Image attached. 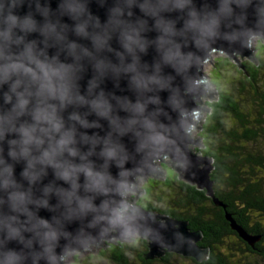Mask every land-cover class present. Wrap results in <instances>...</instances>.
<instances>
[{"label": "water", "instance_id": "95a60500", "mask_svg": "<svg viewBox=\"0 0 264 264\" xmlns=\"http://www.w3.org/2000/svg\"><path fill=\"white\" fill-rule=\"evenodd\" d=\"M63 2L23 0L14 6V0H0L5 11L11 9L20 18L31 14L35 21L34 31L13 29L9 44L12 52L18 54L35 42L37 53L45 51L49 58L58 56L61 63L78 68L74 94L78 92L87 101L101 94L106 99L107 116L97 115L89 104H70L59 113L66 128H75L76 143L72 146L78 151L75 157L65 153L60 159L73 165L90 164L103 180L100 187L86 186L84 173L77 172V186L73 188L71 181L56 176L53 167L36 164L35 171L43 172L30 181L22 175L27 160L9 156L8 140L18 137L7 135L2 143L0 170L11 166L16 187L5 189L0 183V253L16 252L21 257L18 264H66L68 255L96 253L108 242H132L129 238L139 237L148 245L145 260L172 253L197 263L205 261L209 249L197 245L201 232L191 231L186 221L132 203L143 194L138 186L146 177L164 180L160 169L167 164L179 180L205 191L216 206H222L209 180L212 159L192 151V147L203 149L201 139L194 137L200 113L209 111L201 106V99L213 98L202 68L217 52L240 69L237 57L254 60L252 39L264 41V0H73L81 6L75 18L62 12ZM81 24L87 35L76 33ZM48 28L54 32L45 35ZM124 32L138 33L144 50L134 45L132 52L127 51L121 41ZM19 37L23 40L17 44ZM93 37L106 43L97 49ZM71 44L77 45L75 55ZM101 62L103 67L97 69ZM132 66L135 71L128 70ZM133 75L147 86L134 85ZM149 77L156 80L148 81ZM8 87L4 84L0 88V105L5 109L12 107L3 100L2 93ZM73 113L89 126L69 120ZM26 120L31 122L30 117L22 116L17 123ZM105 141L110 143L106 145ZM106 146L116 149L114 157L102 155ZM33 155L39 153L33 150ZM14 191L27 194L25 210H12L8 197ZM82 202L92 207L82 210ZM121 204L128 206L124 223H111L112 210ZM226 219L248 245L257 241L228 215ZM40 220L48 221L49 228H44ZM6 224L17 228L19 236L10 239ZM49 231L54 238L45 240L44 234ZM45 248L50 251L45 253Z\"/></svg>", "mask_w": 264, "mask_h": 264}, {"label": "trees", "instance_id": "16d2710c", "mask_svg": "<svg viewBox=\"0 0 264 264\" xmlns=\"http://www.w3.org/2000/svg\"><path fill=\"white\" fill-rule=\"evenodd\" d=\"M219 60L222 62L218 63ZM231 61L227 57L216 60L220 69H215L211 74L209 84L214 86L217 97L204 103L209 112L200 127L197 123L199 136L203 140V149L197 152L212 159L213 169L209 180L214 197L222 206H216L205 191L179 180L173 168L172 184L167 177L161 182L166 188L173 185L178 189V198L172 210H159L141 198L137 202L149 211L186 221L191 231L202 233L197 245L209 251L207 259L201 263L188 258L195 264H232L221 248L233 238L243 245L242 253L247 252L264 260V48L254 55L253 61L242 62L240 70H235L229 63ZM225 66H232L230 74L242 75L241 88L222 80V68ZM216 76L220 77L215 84L212 78ZM145 186L146 183L143 188ZM144 192L148 194L149 189L144 188ZM226 215L257 241L250 246L241 240L230 228ZM140 242L138 244L144 248L138 255L141 264L167 262L173 255L167 253L161 259L145 260L143 256L148 252V245L146 241ZM105 246L103 251L98 252V258L100 255L101 258L108 257L120 264H127L129 258L126 253L133 250L129 244L118 241L106 243ZM89 261L94 262V257L89 256ZM80 263L76 260L73 264Z\"/></svg>", "mask_w": 264, "mask_h": 264}, {"label": "clouds", "instance_id": "9594fccd", "mask_svg": "<svg viewBox=\"0 0 264 264\" xmlns=\"http://www.w3.org/2000/svg\"><path fill=\"white\" fill-rule=\"evenodd\" d=\"M21 3L23 0H14V6ZM37 7L39 8V5ZM80 7L73 0H64L61 4L62 12L67 11L73 18H75L76 10ZM15 28H19L25 33L34 31L35 21L31 14L20 18L13 14L11 9L5 11L3 4H0V88L4 84H8V91L3 92L2 95L4 104H12L10 109H5L3 105H0V163H3L2 143L7 135L14 134L18 139L8 140L9 156L13 159L23 157L27 160V169L22 175L30 181H35L42 174L43 169L39 172L35 171V165L40 164L53 167L56 176L65 181H71L73 188L77 186L74 179L77 172L84 173L86 186L95 184L100 187L103 176L93 172L90 164L73 165L60 159L65 153L75 157L78 155V151L72 146L76 143L75 128H66L65 121L59 113L70 104H89L97 115L107 116L109 105L106 99L101 94L97 98L87 101L78 92L74 94L73 89L77 87L75 73L78 68L72 64L61 63L58 56L49 58L45 51L37 53L35 42L28 43L24 50L18 54L12 52L9 44L12 41V32ZM53 32L54 29L48 28L44 34L50 35ZM76 33L87 35L83 24L76 27ZM22 40L23 37H19L15 43L19 44ZM121 41L122 46L129 52L133 51L134 45L138 46L141 51L144 50V44L138 33L124 32ZM105 43L106 41L102 38L93 37V44L97 49L102 48ZM69 48L75 55L77 45L71 44ZM102 67V62L96 65L97 69ZM128 70L135 71V68L132 66ZM155 80V77L148 78V81ZM131 82L138 87L147 86V82L138 80L135 75L132 76ZM94 83L93 81V86ZM13 97H15L14 104L12 103ZM22 116L30 117L31 122L26 120L17 123ZM69 120L78 121L85 127L89 126L76 113L71 114ZM84 138L87 139V137ZM109 143V141H105L106 145ZM33 150L39 155H33ZM102 155L112 158L116 155V149L106 146ZM81 158L83 159V157ZM12 171L11 166L0 170V183L5 189L16 187L15 181L12 179ZM8 199L13 211L25 210L24 205L29 202L27 194L18 191L12 192ZM91 207L90 203H81L82 210ZM127 211L128 206L125 204L114 208L110 222L124 223ZM39 223L44 228H49L48 221L40 220ZM5 227L10 239L19 236L17 228L10 224H6ZM52 238H54V233L51 231L44 234L45 240ZM49 251L50 249L45 248V253ZM0 256L3 257V264H18L21 259L20 255L14 251L0 253ZM50 258L54 259V257Z\"/></svg>", "mask_w": 264, "mask_h": 264}, {"label": "rangeland", "instance_id": "374dc122", "mask_svg": "<svg viewBox=\"0 0 264 264\" xmlns=\"http://www.w3.org/2000/svg\"><path fill=\"white\" fill-rule=\"evenodd\" d=\"M261 46H264V41L263 39L259 38V37H255L254 39H252L251 41V51H252V56H254L256 53H260L262 51ZM220 58H226L225 55L221 54V53H214L211 55V58L209 59V61L207 63H205L203 65L202 68V72L207 76L208 81L206 83V85L208 86L207 89L211 92H209L210 94L213 93L211 100H209V98H202L201 99V106H203V108L206 109V107L204 106V103L207 101H213L216 99V96L214 95V92L216 93V91H214V86H209L210 81H211V74L215 71V69L219 70L220 68H218V65L216 63V60L220 59ZM236 60L238 61V64L241 66L242 62L244 61H250L248 60L246 57H243L242 60L241 58L237 57ZM221 63L222 60H219ZM230 64H232L235 67V70H237L238 65L235 64L234 61L229 62ZM232 66H225L222 68V80H224L225 82L230 81L231 84H233L235 86H237V88H241V83L242 82V75L240 73L238 74H230V68ZM233 69V68H231ZM240 70V68H239ZM215 74V73H214ZM220 76H216L213 79V82L216 84L217 81L219 80ZM221 81V80H220ZM231 84L229 87H231ZM262 84H264V80L262 81ZM209 94L207 93L206 96H208ZM209 112V111H208ZM201 119L199 120L198 126L200 127L201 124H203L204 119L206 118V115L208 113L206 112H201ZM197 128V126H196ZM200 129V128H199ZM197 129L196 132L194 133V137L201 139V137L199 136V132L200 130ZM203 140H200V143L203 147ZM202 149V148H198V147H192V151H194V153H198L197 150ZM199 155H201L199 153ZM167 165V164H166ZM166 165H164L166 167ZM163 167L162 170L164 172V180L165 177H167V179L169 180L170 184H172V167L168 166L165 168ZM161 170V169H160ZM174 172V171H173ZM166 174V175H165ZM163 180V181H164ZM162 181L154 179V178H150V177H146L145 180L139 184L138 189L144 191L143 186L146 183V186L144 187L146 190L149 189V193L146 194V192H144L140 197H137L135 201H133V206L137 205L142 207L140 204H138V200L139 198H141L144 201H147L153 205L154 207H156L159 210H172L173 209V203L177 201L176 197L177 193H178V189L176 188V186L171 185L169 188H166L164 186H162L161 183ZM143 208V207H142ZM130 241L132 242H123L124 244L128 245L129 247L132 248L133 250H130L129 252L126 253V255L128 256V262L127 264H141L139 259H138V255L140 254L141 251L144 250V248L142 246H140L138 244L139 241L140 244L145 241L144 239H141L139 237H134V238H129ZM118 242V240H114V243ZM229 244L224 245L221 248V251L223 252V254L227 257L228 261L231 262L232 264H264V260H261L259 257L251 255L247 252H241V249H243V245L240 244L236 239H232V240H228ZM227 242V243H228ZM109 243V242H108ZM111 244V243H110ZM233 244V245H232ZM105 245V244H104ZM106 248V247H105ZM105 248H97L96 249V253H83V254H71L68 255V257L66 258V264H73L76 260L79 262H82L80 264H120L114 260L109 259L108 257H103L101 258L99 255V258L97 257V255L99 254V251H103ZM239 250V251H238ZM89 256H93L94 257V262L93 261H89ZM154 264H195L194 262L190 261L188 258L173 254L171 256V258H169L167 260V262H160V261H156Z\"/></svg>", "mask_w": 264, "mask_h": 264}, {"label": "bare ground", "instance_id": "6f19581e", "mask_svg": "<svg viewBox=\"0 0 264 264\" xmlns=\"http://www.w3.org/2000/svg\"><path fill=\"white\" fill-rule=\"evenodd\" d=\"M256 58V57H255ZM144 189V188H143Z\"/></svg>", "mask_w": 264, "mask_h": 264}]
</instances>
